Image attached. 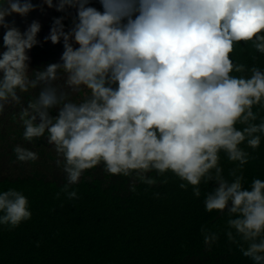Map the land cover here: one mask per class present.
Instances as JSON below:
<instances>
[{"label": "clouds", "instance_id": "1", "mask_svg": "<svg viewBox=\"0 0 264 264\" xmlns=\"http://www.w3.org/2000/svg\"><path fill=\"white\" fill-rule=\"evenodd\" d=\"M99 3L102 11L91 0H0V115L13 110L25 141L46 137L54 146L66 181L57 199L62 193L78 199L73 186L100 165L131 178L132 192L137 182L167 184L168 173L181 189L192 186L197 198L200 185L211 183L206 211L226 213L229 243L264 264V180L245 188L243 175L255 159L246 148L258 149L264 136V70L230 58L241 42L264 54V0ZM45 5L76 15L68 30L66 16L54 18L45 37L63 41L60 62L32 69L28 53L40 43L41 24L21 31L6 18L43 12ZM14 153L23 163L39 159L21 145ZM222 153L235 165L227 176ZM153 171L163 179L150 176ZM0 213V224L10 229L32 216L28 198L16 189L0 192ZM201 233L209 250L219 240L205 227Z\"/></svg>", "mask_w": 264, "mask_h": 264}, {"label": "trees", "instance_id": "2", "mask_svg": "<svg viewBox=\"0 0 264 264\" xmlns=\"http://www.w3.org/2000/svg\"><path fill=\"white\" fill-rule=\"evenodd\" d=\"M32 2L40 5L42 0ZM90 6L102 11L99 0H91ZM69 13L45 5L43 12L37 8L27 17L13 14L6 18L9 23L15 21L21 31L33 21L41 24L37 37L40 43L28 53L32 69L60 62L59 49L48 46L45 37L54 18L66 16L65 28L70 29L76 12L70 9ZM4 33L0 27V52L5 50ZM230 58L264 70V54L250 43L237 44ZM28 98L26 95L25 101ZM12 111L0 115V125L7 123L0 130V192L22 191L29 200L32 216L16 228L0 224V264H254L229 243L225 235L226 213L206 211L204 199L214 186L211 183L200 185L201 196L197 198L192 186L181 189V181L168 173L167 184L148 186L137 182L136 192H132L131 178L110 175L100 165L85 171L80 183L73 186L78 199L70 201L63 193L57 199L56 193L66 181L56 165L54 146L48 144L46 137L25 141L23 125L19 118L13 119ZM259 112L260 119H264V109ZM259 122L258 119L256 123ZM17 145L37 152L39 159L19 162L14 153ZM246 150L255 157L243 171L244 187L250 188L254 179L264 180V136L258 149ZM221 165L225 176L235 166L223 153ZM149 175L158 181L163 179L154 171ZM156 193L160 194L158 198ZM202 227L219 235L210 250L204 244Z\"/></svg>", "mask_w": 264, "mask_h": 264}, {"label": "rangeland", "instance_id": "3", "mask_svg": "<svg viewBox=\"0 0 264 264\" xmlns=\"http://www.w3.org/2000/svg\"><path fill=\"white\" fill-rule=\"evenodd\" d=\"M68 26H70V24H68ZM47 45H48V46H51V48H52V49H55V50L58 48V49H59V52H58V53L56 52V53H57V56H58V55H62V53H63V51H64L63 44H60V43H59V44H53V43L49 40ZM56 46H57V47H56ZM55 47H56V48H55ZM77 47H78V45H77ZM45 62L49 64L50 61H49L48 59H46ZM45 62H44V63H45ZM17 118H18V117H17ZM6 124H7V123H6ZM6 124H5V125H6ZM5 125H4V126H5ZM4 126H3V125H0V130H1V131L4 130Z\"/></svg>", "mask_w": 264, "mask_h": 264}]
</instances>
